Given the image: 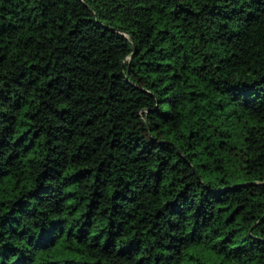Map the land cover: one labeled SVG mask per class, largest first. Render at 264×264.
Masks as SVG:
<instances>
[{"label": "trees", "instance_id": "16d2710c", "mask_svg": "<svg viewBox=\"0 0 264 264\" xmlns=\"http://www.w3.org/2000/svg\"><path fill=\"white\" fill-rule=\"evenodd\" d=\"M0 264H264V0H0Z\"/></svg>", "mask_w": 264, "mask_h": 264}, {"label": "snow or ice", "instance_id": "6c2138e0", "mask_svg": "<svg viewBox=\"0 0 264 264\" xmlns=\"http://www.w3.org/2000/svg\"><path fill=\"white\" fill-rule=\"evenodd\" d=\"M53 231H54V229H53Z\"/></svg>", "mask_w": 264, "mask_h": 264}, {"label": "water", "instance_id": "95a60500", "mask_svg": "<svg viewBox=\"0 0 264 264\" xmlns=\"http://www.w3.org/2000/svg\"><path fill=\"white\" fill-rule=\"evenodd\" d=\"M130 58H131V56H130Z\"/></svg>", "mask_w": 264, "mask_h": 264}]
</instances>
